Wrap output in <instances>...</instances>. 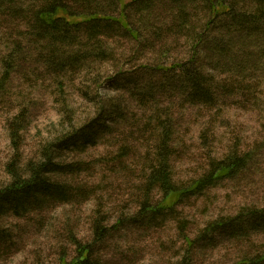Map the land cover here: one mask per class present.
<instances>
[{
	"label": "rangeland",
	"instance_id": "rangeland-1",
	"mask_svg": "<svg viewBox=\"0 0 264 264\" xmlns=\"http://www.w3.org/2000/svg\"><path fill=\"white\" fill-rule=\"evenodd\" d=\"M194 1L189 9L202 19L205 5L201 0ZM92 6L113 16L121 12L114 0H97ZM170 15L164 0H156L148 11H132L130 22L146 44L139 53L131 35L108 31L102 35L101 43L95 40L83 45L94 47L97 42L107 56L85 60L77 71L57 72L44 65L46 44L35 32L27 31L26 17L12 18L0 10V79L6 59H13L12 75L0 89V188L11 180V161L25 170V162L37 160L43 146L62 136L71 124L86 122L100 107L106 111L112 106L117 109L109 119V127L99 134L96 146L85 152L72 147L55 151L58 159L67 162L85 160L82 170L64 176L74 186H84V194L69 203H52L22 217L0 216V230L6 234L0 244V264H61V259L71 260L77 255L72 236L89 243L94 239L96 221L112 225L120 217L133 215L143 200L142 186L152 162L158 119L166 118L170 112H174L176 144L172 171L181 185L203 174L212 157H222L236 148L254 151L253 163L235 179H225L185 200L172 217L152 223H124L112 230L104 243L96 244L93 258L100 264H182L189 255L195 264H236L263 253L264 230L249 231V235L243 233L240 237L220 233L212 241L202 239L192 254H184L188 246L181 226L191 241L210 222L246 206H264V148L258 146L264 140V73L244 77L242 72L230 78L236 83L235 91L230 95L216 94L217 102L212 106L186 105L174 83L161 90L166 74L154 71L147 75L143 67L178 62L187 56L191 43L189 36L169 29ZM86 38H82L83 42ZM15 47L18 52L9 57ZM206 58L204 66L217 65V60L211 61L208 54ZM222 72L210 70L218 81L228 78L220 76ZM124 77H135L138 83L132 85L133 89H124L128 88L121 87ZM241 84L249 86L244 89ZM213 89L214 93L218 90L214 83ZM153 96L155 103L149 101ZM18 114L21 115L17 117ZM19 119L21 129L14 142L11 125ZM161 198L162 193L155 189L152 199Z\"/></svg>",
	"mask_w": 264,
	"mask_h": 264
},
{
	"label": "trees",
	"instance_id": "trees-1",
	"mask_svg": "<svg viewBox=\"0 0 264 264\" xmlns=\"http://www.w3.org/2000/svg\"><path fill=\"white\" fill-rule=\"evenodd\" d=\"M96 1L0 0V10L10 14L12 18L26 17L24 25L27 31L35 32L34 35L44 40L46 44L45 50L48 54L42 59L46 67L54 68L57 72L64 69L77 71L83 67L85 60L107 56L108 53L102 45H96L97 42H102V35L105 32L125 31L137 42L136 52L138 53L146 46L139 38V31L130 22V13L148 11L156 0L128 2L114 0L121 7L119 16L104 14L97 10L92 6L96 4ZM164 1L171 12L170 22L167 23L169 29L183 37L189 36L191 43L187 56L182 60L153 68L147 65L143 67L147 75L154 71H162L166 74L162 80L161 90L171 88L174 83L180 90L186 105L212 106L217 102L216 94L230 95L235 91L233 87L236 83H232L230 78L241 76L242 72H245L244 77L251 76L253 72L264 73V0H201L205 5L202 8L205 11L202 19L197 18L195 11L189 9L192 7L189 4L195 2L194 0ZM72 5H78L80 8L76 10ZM155 35L160 37V34ZM85 36L87 40L83 42L82 38ZM95 40L97 42L94 47L90 44L88 47H83L84 44L88 45V41ZM245 48L247 52H243ZM16 52L18 48L15 47L12 53L8 54L9 57L14 56ZM207 54L211 61L217 60L216 66H204ZM255 59H257L256 62ZM5 63V73L0 79V89L13 72V59H6ZM212 69L222 70L220 76L226 75L228 78L218 81V78L212 77L213 74L210 73ZM122 79L121 87H128L124 89H130V86L133 89L135 86L132 85L138 83L135 77ZM211 79H215L216 82ZM212 82L218 87L215 93ZM241 85L244 89L249 86ZM155 98L153 96L149 101L155 103ZM116 113L117 109L114 106L107 111L100 107L98 112L86 122L80 125L71 124L62 136L49 140L43 146L37 160H27L23 166L25 170L20 169L15 161H11L8 165L11 180L0 188V216L12 214L22 217L52 203H69L74 200V197L84 194V186H74L72 180L64 176L82 170L85 160L67 162L58 159L55 151L72 147L85 152L88 147L96 146L99 134L109 127V119ZM20 115L18 114L17 117ZM173 115L174 112H170L166 118L160 116L158 119L155 130L157 140L152 146L151 153L152 162L144 176L143 200L137 211L127 219L118 218L112 225L96 221L94 239L89 243H84L76 236H72L77 255L71 260L61 259V264H100L98 263L100 261L93 258L95 246L104 243L110 237L112 230L118 229L124 223L135 224L145 221L152 223L159 218L172 217L177 211V206L185 200L202 194L208 187L217 186L225 179H235L241 172L250 168L255 152L236 148L222 157H212L209 168L190 183L183 185L178 183L172 171V155L176 149ZM20 120L14 121L11 125V136L14 142L18 139L21 129V125L18 124ZM258 146L259 149L264 148V140ZM155 189H159L162 193L160 200L152 199ZM183 222L184 220H181L180 224ZM181 229H184L183 233L188 246L184 254H192L194 247L202 239L212 241L220 233L240 237L244 235L243 233L248 234L249 231H263L264 206H246L233 215L210 222L202 234L191 241L187 239L186 228L181 226ZM5 235V232L0 230V244L6 239ZM182 264L195 263L193 258L186 255ZM236 264H264V251L260 256L246 257Z\"/></svg>",
	"mask_w": 264,
	"mask_h": 264
}]
</instances>
